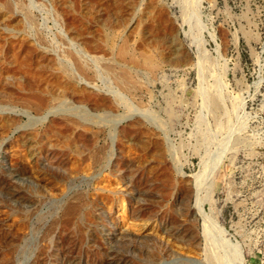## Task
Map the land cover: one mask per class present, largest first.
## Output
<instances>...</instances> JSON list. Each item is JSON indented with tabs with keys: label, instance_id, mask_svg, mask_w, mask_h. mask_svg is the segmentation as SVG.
I'll list each match as a JSON object with an SVG mask.
<instances>
[{
	"label": "rangeland",
	"instance_id": "rangeland-1",
	"mask_svg": "<svg viewBox=\"0 0 264 264\" xmlns=\"http://www.w3.org/2000/svg\"><path fill=\"white\" fill-rule=\"evenodd\" d=\"M0 264H264V0H0Z\"/></svg>",
	"mask_w": 264,
	"mask_h": 264
},
{
	"label": "bare ground",
	"instance_id": "bare-ground-1",
	"mask_svg": "<svg viewBox=\"0 0 264 264\" xmlns=\"http://www.w3.org/2000/svg\"><path fill=\"white\" fill-rule=\"evenodd\" d=\"M207 169H208V168H207ZM207 169H206V170H207Z\"/></svg>",
	"mask_w": 264,
	"mask_h": 264
}]
</instances>
